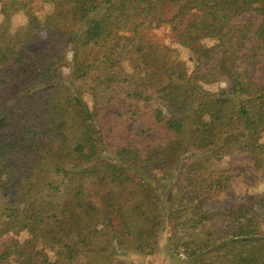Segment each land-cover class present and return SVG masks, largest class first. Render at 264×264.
Instances as JSON below:
<instances>
[{
    "label": "trees",
    "instance_id": "1",
    "mask_svg": "<svg viewBox=\"0 0 264 264\" xmlns=\"http://www.w3.org/2000/svg\"><path fill=\"white\" fill-rule=\"evenodd\" d=\"M0 16V235L26 234L0 264H119L166 228L190 264H264V194L220 200L264 172V0H0Z\"/></svg>",
    "mask_w": 264,
    "mask_h": 264
},
{
    "label": "rangeland",
    "instance_id": "2",
    "mask_svg": "<svg viewBox=\"0 0 264 264\" xmlns=\"http://www.w3.org/2000/svg\"><path fill=\"white\" fill-rule=\"evenodd\" d=\"M33 9L36 11L37 15H43L44 13L48 12L49 8L47 5H43L39 1H36L32 5ZM163 11V15L165 17L170 15L171 10L167 5H164L160 8ZM2 17L0 16V22ZM25 21V16L23 14H17L15 17L12 18L11 24L12 27L18 28L20 27ZM39 33V40L36 44H34L33 48H43L46 46V41L44 39V33L41 28L37 29ZM154 35L156 39L165 45L171 44L172 34L169 31V28L167 26H163L160 30L154 32ZM181 56L183 60L187 63L188 68H191V63L188 61L190 58V55L187 51L181 49ZM68 65L71 64V56H69ZM226 85L221 84L217 86L218 89L224 88ZM151 108V104H142L141 109L142 111H146ZM175 125V124H173ZM237 164V158L233 157L231 159L225 158L220 165L221 166H228V165H235ZM156 178L158 181H165L167 179V174L155 172ZM252 179L249 180H242L241 178L234 179L230 185L227 191L222 195L221 202L226 203L230 201V199L236 198L238 196L245 195L246 193L252 191L256 193H262L264 194V172L257 177V180L254 183H251ZM2 200L4 201V198L2 199L0 197V203H2ZM260 220V227L262 230V233L264 234V216ZM169 230L166 228L164 232H162L158 239V244L155 252L150 255H144L142 253L136 252L134 250L128 249L127 246H123L121 250H116L113 252H109V255H112L113 261L119 264H190V262L183 257L176 256L172 254L167 249V239L169 237ZM26 238V234L24 232L21 233H15L11 232L6 235H0V245L3 244L4 241L7 240H19L23 241Z\"/></svg>",
    "mask_w": 264,
    "mask_h": 264
}]
</instances>
